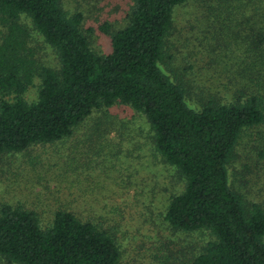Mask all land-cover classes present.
Wrapping results in <instances>:
<instances>
[{
	"label": "trees",
	"instance_id": "obj_1",
	"mask_svg": "<svg viewBox=\"0 0 264 264\" xmlns=\"http://www.w3.org/2000/svg\"><path fill=\"white\" fill-rule=\"evenodd\" d=\"M188 1L131 0L122 29L99 27L111 44L109 54L99 55L80 30L82 15H68L60 0H0V157L64 142L94 113L107 117L113 106H127L144 118L154 152L183 183L169 197L164 223L174 232L208 235L190 264H264V209L247 203L229 180L243 133L264 123V95L189 104L185 84L161 66L175 10ZM226 14L230 22L231 9ZM245 37H264V28ZM39 43L54 52L56 68L37 61ZM35 79L36 99L29 102L24 96ZM68 199L57 201L48 218L21 204L3 205L0 258L119 264L117 225L79 216Z\"/></svg>",
	"mask_w": 264,
	"mask_h": 264
},
{
	"label": "rangeland",
	"instance_id": "obj_2",
	"mask_svg": "<svg viewBox=\"0 0 264 264\" xmlns=\"http://www.w3.org/2000/svg\"><path fill=\"white\" fill-rule=\"evenodd\" d=\"M60 5L68 15H82L80 30L90 49L107 55L110 37L99 27L122 29L132 3L60 0ZM228 9L230 22L223 21ZM174 19L161 66L185 84L189 104L197 108L210 99L230 103L234 97L264 95V76L255 69L260 66L264 73V37H245L264 28V0H189L175 10ZM33 48L37 61L58 66L50 48L42 43ZM37 84L35 79L26 101L36 99ZM229 180L247 203L264 209V123L243 133ZM182 190L175 172L154 152L144 118L119 104L107 117L94 113L64 142L0 157V208L21 204L48 218L56 202L69 195L79 216L105 217L108 225H117L119 264L191 263L208 235L174 232L163 220L169 197ZM0 264L8 263L0 258Z\"/></svg>",
	"mask_w": 264,
	"mask_h": 264
}]
</instances>
